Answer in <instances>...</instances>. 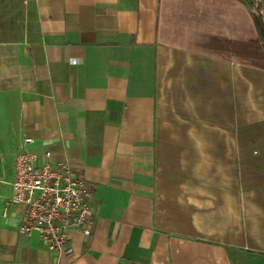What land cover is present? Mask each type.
I'll use <instances>...</instances> for the list:
<instances>
[{"label": "crops", "instance_id": "crops-1", "mask_svg": "<svg viewBox=\"0 0 264 264\" xmlns=\"http://www.w3.org/2000/svg\"><path fill=\"white\" fill-rule=\"evenodd\" d=\"M15 3L20 35H0V264H264L254 6L0 0L9 15ZM3 15L0 33L16 30ZM26 137L39 162L51 153L90 184L94 234L74 233L71 256L19 232Z\"/></svg>", "mask_w": 264, "mask_h": 264}, {"label": "built area", "instance_id": "built-area-1", "mask_svg": "<svg viewBox=\"0 0 264 264\" xmlns=\"http://www.w3.org/2000/svg\"><path fill=\"white\" fill-rule=\"evenodd\" d=\"M255 2L257 9L261 0ZM260 13L264 16L263 9ZM33 142L31 137H26L15 154L9 204L25 208L20 233H36L50 253L71 256L74 233L94 234L90 184L75 172L69 161L53 163L51 153H46L39 162L31 148Z\"/></svg>", "mask_w": 264, "mask_h": 264}, {"label": "rangeland", "instance_id": "rangeland-1", "mask_svg": "<svg viewBox=\"0 0 264 264\" xmlns=\"http://www.w3.org/2000/svg\"><path fill=\"white\" fill-rule=\"evenodd\" d=\"M12 2V1H11ZM11 9V12H10V15L9 13L7 14V10H8V6L5 5V7H1L0 6V14H3L4 13V17L5 18H10L11 20L10 21H13L15 20L16 22H14L13 25L16 26V30H11V31H1L0 35L4 36L5 39L7 38H18L19 35H20V28L22 26L21 21L23 19V13L21 12V8H20V5L19 3H15V6H11L9 7ZM31 8V7H29ZM5 10V12H3ZM31 11H33V8L30 9ZM254 11L256 13V6L254 7Z\"/></svg>", "mask_w": 264, "mask_h": 264}, {"label": "trees", "instance_id": "trees-1", "mask_svg": "<svg viewBox=\"0 0 264 264\" xmlns=\"http://www.w3.org/2000/svg\"><path fill=\"white\" fill-rule=\"evenodd\" d=\"M239 1H245V0H239ZM252 6L255 7L256 2L255 0H248ZM262 3L258 4L257 6V12L254 13V20L259 32V35L262 39V42H264V16L260 13L262 9H264V0H261Z\"/></svg>", "mask_w": 264, "mask_h": 264}, {"label": "water", "instance_id": "water-1", "mask_svg": "<svg viewBox=\"0 0 264 264\" xmlns=\"http://www.w3.org/2000/svg\"><path fill=\"white\" fill-rule=\"evenodd\" d=\"M262 3V2H261ZM264 10V9H263Z\"/></svg>", "mask_w": 264, "mask_h": 264}]
</instances>
